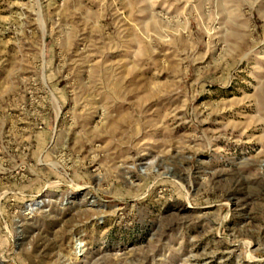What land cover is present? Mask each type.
Here are the masks:
<instances>
[{"label": "rangeland", "instance_id": "rangeland-1", "mask_svg": "<svg viewBox=\"0 0 264 264\" xmlns=\"http://www.w3.org/2000/svg\"><path fill=\"white\" fill-rule=\"evenodd\" d=\"M0 264H264V0H0Z\"/></svg>", "mask_w": 264, "mask_h": 264}, {"label": "bare ground", "instance_id": "bare-ground-1", "mask_svg": "<svg viewBox=\"0 0 264 264\" xmlns=\"http://www.w3.org/2000/svg\"><path fill=\"white\" fill-rule=\"evenodd\" d=\"M82 248H83V244L81 242L76 243V250H77L78 253L82 252Z\"/></svg>", "mask_w": 264, "mask_h": 264}]
</instances>
